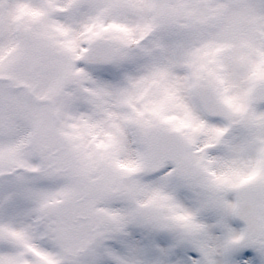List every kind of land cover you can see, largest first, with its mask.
<instances>
[{
    "label": "snow or ice",
    "instance_id": "6c2138e0",
    "mask_svg": "<svg viewBox=\"0 0 264 264\" xmlns=\"http://www.w3.org/2000/svg\"><path fill=\"white\" fill-rule=\"evenodd\" d=\"M0 264H264V0H0Z\"/></svg>",
    "mask_w": 264,
    "mask_h": 264
}]
</instances>
